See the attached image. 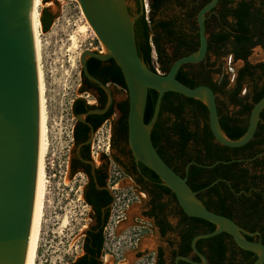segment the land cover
Instances as JSON below:
<instances>
[{"label":"water","instance_id":"95a60500","mask_svg":"<svg viewBox=\"0 0 264 264\" xmlns=\"http://www.w3.org/2000/svg\"><path fill=\"white\" fill-rule=\"evenodd\" d=\"M90 27L106 52L87 50L81 55L86 68L90 58L114 60L120 68L129 93V146L137 162L152 170L175 195L183 212L216 226L209 234H199L192 240V250L203 260L191 264H207L196 247L199 240L220 234L230 235L243 250L257 255L254 264H264V244L249 240L253 237L232 219L208 210L188 185L160 156L152 141V131L158 120L161 103L167 93H177L203 102L209 112V125L215 140L228 148H242L257 132L264 111V97L254 105L246 134L231 140L224 133L216 94L208 86L190 88L177 79L185 65L198 64L208 54L207 15L217 7L212 0L197 15L200 36L198 51L175 61L167 74L153 72L140 58L136 42V21L126 0H77ZM145 0H141V15ZM88 77L108 88L97 79ZM149 90L159 96L155 114L146 123L145 114ZM112 97H110V105ZM107 110L94 111L105 113ZM85 115L78 117L84 122ZM40 86L34 36L32 31V0H0V264H25L30 239L39 163ZM259 234V233H257Z\"/></svg>","mask_w":264,"mask_h":264},{"label":"trees","instance_id":"16d2710c","mask_svg":"<svg viewBox=\"0 0 264 264\" xmlns=\"http://www.w3.org/2000/svg\"><path fill=\"white\" fill-rule=\"evenodd\" d=\"M49 1L51 0H46V3ZM211 1L149 0V20L146 19L145 11H143L136 21L135 32L139 56L153 72L156 73L152 58V44L163 74L170 71L175 61L188 56L184 53L186 49L194 48L195 52L198 51L195 46L196 38L199 39L197 15ZM258 1L219 0L217 7L206 18V34L211 54H218L220 58L233 56L234 61L247 62L252 49L260 45L259 37L264 34V0L260 5ZM55 20L56 16L49 8L42 11L40 21L45 33L49 32ZM89 60L93 65L102 63L94 58ZM111 61L116 63L112 59ZM190 66H183L177 79L190 88H196L199 85L192 83L190 73L187 71ZM259 67H264V63L258 65L247 63L245 68L240 69V72L246 73ZM217 73H222L221 68L217 69ZM242 77L243 74L240 75V79ZM227 83L228 81L224 80L219 89L223 90ZM241 90L240 86L237 94H234L233 101L235 105L244 107L242 111L233 115L225 114L220 120L224 133L231 140H239L246 134L251 111L254 105L264 97V77H260L255 85L252 105L244 103L248 96L238 97ZM158 96L156 91L149 90L145 114L146 123H150L155 114ZM91 108L82 99L76 100L73 104L74 115H79ZM120 109L123 114L121 131L127 134L129 132V101L123 103ZM262 116H264V111ZM107 117L104 116L99 124ZM86 122L87 120H84L78 125L81 126V123ZM208 122L209 112L203 102L177 93H167L162 100L160 114L152 131L153 144L163 159L161 150L173 156L186 157L188 162L193 161L188 175L182 178L187 177L189 187L197 193L203 205L216 214L232 219L246 232L255 234L253 237H247L249 240L257 242L261 239L264 244V158L258 157L264 153V147H262L264 146V124H259L254 139L249 144L242 148H228L215 140ZM86 133L83 131L80 135L76 129V143L80 144L88 140L89 136ZM74 159H72L71 167L72 176L79 171L74 164ZM164 161L171 167L166 159ZM141 167L143 172L158 182L166 195L171 196L177 203L181 219L177 226L181 245L174 257H188L192 252L193 238L199 234L214 232L216 226L201 219L188 217L178 204L174 193L163 185L160 178L143 164ZM101 196L106 197V193H101ZM85 201L90 203L87 192H85ZM109 217L110 214L107 213L102 225L91 226L86 230L83 254L69 264H104L106 245L104 229ZM165 234V231L161 230V235L165 236ZM226 237L232 238L223 233L209 239L199 240L196 247L199 249L203 241L211 242L215 252L213 257L209 256L208 261L224 264ZM163 253L164 250L160 248L159 255L162 256ZM246 253L249 256H255L254 261L257 259L255 253ZM180 264L186 263L181 261ZM227 264L238 263L234 258Z\"/></svg>","mask_w":264,"mask_h":264},{"label":"flooded vegetation","instance_id":"af4514ba","mask_svg":"<svg viewBox=\"0 0 264 264\" xmlns=\"http://www.w3.org/2000/svg\"><path fill=\"white\" fill-rule=\"evenodd\" d=\"M126 1L128 2L129 10L133 17H141V0ZM258 2V5H260L262 0H259ZM194 35H197V33H194ZM259 39L260 45L252 49L251 55L257 48L264 55V34L259 37ZM195 46L198 50L200 47V36L199 39L196 38ZM210 50L211 49L208 47L207 57L198 64H191L187 71L190 73L193 84L197 86H208L214 91L221 120L225 114L233 115L236 112L242 111L244 108L243 106L235 105V102L233 101L234 94H237L240 86L242 87V90L238 97L245 98L248 96V98L244 100V103L248 105L253 104L255 85L260 77H264V67L252 69L246 73H241L240 69L245 68L247 63L250 65H258L264 63V61L253 64L250 62L251 55L247 62L243 60L234 61L233 56H229L227 58H232L231 65L233 62L234 65L240 62L242 66L236 70V73L228 75L220 67L223 66L222 60H224L225 57L220 58L218 57V54H211ZM194 52V48H188L184 53L190 55ZM89 61L90 60L88 59L86 62V68L81 66L79 94L73 104L76 100L82 99L87 106L92 108L79 115H74L72 105V114L76 122L72 132L73 150L71 153L70 171L72 167V159L75 158L74 164L79 171L75 173L74 177L84 175L87 179L83 196L85 200V192H87L90 200V203H87L86 201L85 203L91 209V226L98 227L102 225L107 213H109L110 217L104 229V235L106 238L105 231L110 224L112 211L116 203L121 200L117 194L119 190H121L118 187L119 184L121 183L124 189L133 188L135 192H133L132 198L127 197V194L123 196L122 203L127 207L126 213H128L135 204H139L138 213L140 217L134 216V221L141 219L148 222L150 226H141L142 230H149L150 227L155 228L158 232L161 243L166 244L169 249V254L167 255L163 247L160 245L156 250L155 261L153 264H177L176 260L179 256L175 258L174 254L181 245L180 235L177 229L181 220L179 217V207L171 196L166 195L162 186L159 185L158 182H155L151 176L143 172L141 167L142 163L137 162L129 146V132L125 134L121 131L123 114L120 106L129 101V93L122 72L118 65L111 60L102 61V63L98 65H93ZM219 68L222 70L221 74L217 73V69ZM232 71L233 69H231V72ZM240 73L243 74L242 79H240ZM88 75L100 81V83L107 87L109 91L91 80ZM224 80H227L228 83L223 90H220L219 87L222 86ZM110 97H112L111 105ZM100 110L107 111L105 113H93L94 111ZM81 115H85L84 120H87V122L83 124L81 123V126H79L78 124L81 121L78 120V117ZM104 116H108L107 119L99 124ZM245 117L247 118V116ZM259 124H264V116L260 118ZM76 129L77 133L80 135L83 134V131H85V133L87 132L86 134L89 136L88 140L86 139L80 144L76 143ZM104 129H107L105 132L107 136H105L104 133H101ZM102 139L105 140V143H103L104 140L102 141ZM101 143H103V147H106V153L102 152L104 154L100 155L95 151V148L98 150L102 149ZM161 152L164 159L169 162L171 167L181 177L188 175L189 167L194 163L193 161L188 162L186 157L173 156L164 150H161ZM258 157L261 159L262 157L264 158V153L260 154ZM112 162L118 166L121 172V174H116V177H113L111 173L110 167ZM122 175L124 177H122ZM118 178H120V180L117 182ZM103 192L106 193V197L101 196V193L103 194ZM126 220L127 216L123 221ZM139 230L140 233H138V236H141L140 234L142 233V230ZM161 230L165 231V236L161 235ZM139 241H141L140 238ZM258 241L262 243L261 239ZM160 248L164 250L162 256L159 255ZM198 250L206 257L207 264H217L216 262L211 263L208 261L209 256L213 257L215 252V248L211 242L203 241L200 243V248ZM246 252L249 251L241 249L232 238L226 237L225 259L223 262L224 264H227L232 259L236 258L238 264L253 263L255 256H249ZM187 258L196 263H203V260L193 250ZM181 261L186 264H191L184 260H179V264Z\"/></svg>","mask_w":264,"mask_h":264},{"label":"rangeland","instance_id":"374dc122","mask_svg":"<svg viewBox=\"0 0 264 264\" xmlns=\"http://www.w3.org/2000/svg\"><path fill=\"white\" fill-rule=\"evenodd\" d=\"M147 3L149 5V0ZM46 8L56 16V20L47 33L41 27L39 36L40 64L45 86L48 150L45 156V206L36 264H69L83 254L85 232L92 224L91 209L85 203L83 196L87 179L84 175L74 177L70 171L72 132L76 122L72 114V105L78 97L81 83V55L87 50L101 53L104 47L95 32L79 33V29L88 21L77 0H52L47 3L43 0L40 14ZM73 36L77 38L75 45L71 41ZM229 60L230 58L222 60L223 66L220 67L226 74L231 75L236 73L242 64L239 62L234 65L233 62L231 65ZM262 61L264 55L257 48L251 55L250 62L256 64ZM230 68L233 69L232 72ZM160 73L163 74L161 70ZM106 130L101 132L105 136H107ZM103 143H101L102 149L95 148L100 155L106 153ZM110 169L113 177L121 174L114 162L111 163ZM119 180L120 178L117 182ZM118 187L121 190L117 194L121 200L116 203L112 211L106 234L105 252L111 250L116 257L121 251L126 253L129 250L125 255V262L117 263L114 259L106 261L105 258L103 262L104 264H153L152 258H155L156 250L160 245L167 255L169 249L166 244L161 243L155 228L142 230L141 226H150L148 222L141 219L134 221V216L140 217L139 204H135L126 213L127 207L122 203L123 196L127 194V197L132 198L134 189H124L121 183ZM126 216L127 220L123 221ZM138 228L142 230L139 236L141 241L139 248L133 249L131 244H134V234L139 233Z\"/></svg>","mask_w":264,"mask_h":264},{"label":"bare ground","instance_id":"6f19581e","mask_svg":"<svg viewBox=\"0 0 264 264\" xmlns=\"http://www.w3.org/2000/svg\"><path fill=\"white\" fill-rule=\"evenodd\" d=\"M43 5V0H32V31L34 36V44L36 49L37 65H38V76L40 86V143H39V163H38V174L36 182V192L34 200V211L32 218V227L30 233V239L28 244L27 256L25 264H36L37 253L41 235L44 206H45V193H46V170H45V156L48 150V126H47V112L45 105V86L43 82V71L40 64V53H39V36L40 29L42 27L40 21V6ZM92 28L87 23L79 29L80 34H86L92 32ZM94 32V31H93ZM76 35V34H75ZM73 44H77V38L73 36L71 38ZM106 50L102 51L104 54ZM108 261L109 259H106Z\"/></svg>","mask_w":264,"mask_h":264},{"label":"built area","instance_id":"2783aa9c","mask_svg":"<svg viewBox=\"0 0 264 264\" xmlns=\"http://www.w3.org/2000/svg\"><path fill=\"white\" fill-rule=\"evenodd\" d=\"M147 1L148 0H145L144 11H145V14H146V19L149 20V18H148L149 17L148 16V14H149V5H148ZM152 47H153V53H152L153 65H154V67L156 69V72L159 73V74H161L160 73V70L161 69H160V66H159V63H158L157 53L155 51V47H154L153 44H152ZM231 60H232V58H230V60H229L230 63H231ZM107 231H108V228L105 231L106 234H107ZM138 231L140 233L139 228H138ZM138 235H139L138 233L134 234V239H135L134 240V244H131V245H133V249H137L138 248V245H139V242H140ZM127 251H126V253H127ZM112 253H111V250H109V252H107L106 254H104V257L103 258H106V259H114V261H116L117 263H122V262H125L126 261V257H125L126 253H124L123 251H121L119 254H116V257H114V255ZM152 261L154 263L155 258H152Z\"/></svg>","mask_w":264,"mask_h":264}]
</instances>
